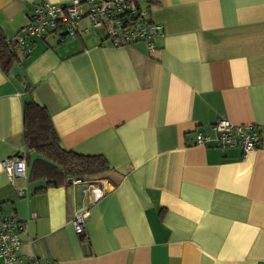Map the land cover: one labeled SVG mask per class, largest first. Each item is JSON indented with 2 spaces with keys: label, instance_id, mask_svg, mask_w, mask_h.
<instances>
[{
  "label": "crops",
  "instance_id": "obj_1",
  "mask_svg": "<svg viewBox=\"0 0 264 264\" xmlns=\"http://www.w3.org/2000/svg\"><path fill=\"white\" fill-rule=\"evenodd\" d=\"M71 1L0 0V29L15 41L35 5ZM139 2L163 27L153 52L114 47L86 20L75 37L16 49L9 73L0 65V212L22 225L23 264H264V142L250 153L196 144L221 119L264 133V0ZM31 101L65 149L106 156L118 186L99 182L97 203L85 182L45 188L24 136ZM23 152L27 176L11 183L3 162Z\"/></svg>",
  "mask_w": 264,
  "mask_h": 264
},
{
  "label": "built area",
  "instance_id": "obj_2",
  "mask_svg": "<svg viewBox=\"0 0 264 264\" xmlns=\"http://www.w3.org/2000/svg\"><path fill=\"white\" fill-rule=\"evenodd\" d=\"M135 0H72L66 5L42 3L34 6L29 22L15 41L18 52L29 53L35 39L46 38L52 34H65L75 37L79 34V25L88 20L90 27L86 33L104 32L106 39L114 47H125L137 42H145L151 52L156 50L155 40L164 35L163 27L151 19L149 6L135 3ZM215 137L199 134L197 145L213 144L217 148H239L250 153L261 148L264 142L263 129L257 126L236 125L227 119H221L213 125ZM3 168L11 183L15 178L27 176V153L3 162ZM79 182V181H78ZM86 196L97 203L102 197L99 183L88 182ZM20 196L25 191H19ZM90 217L87 209L74 214L72 224L78 236L86 233V224ZM22 225L14 214L0 212V261L4 264H23L21 252ZM35 259H29L32 263Z\"/></svg>",
  "mask_w": 264,
  "mask_h": 264
},
{
  "label": "trees",
  "instance_id": "obj_3",
  "mask_svg": "<svg viewBox=\"0 0 264 264\" xmlns=\"http://www.w3.org/2000/svg\"><path fill=\"white\" fill-rule=\"evenodd\" d=\"M135 1L140 4L139 0ZM147 6L151 11V6ZM57 35L62 38L67 37L65 34ZM20 61L16 54L15 44L7 41L0 29V65L2 70L9 73L12 67ZM24 136L27 149L40 157L35 161V175L36 177H48L45 188L67 184L70 180L85 183L109 181L112 185L118 186L124 178V175L115 170L107 157L102 154H80L65 149L52 122L51 115L46 108L34 101L28 102L24 106Z\"/></svg>",
  "mask_w": 264,
  "mask_h": 264
},
{
  "label": "water",
  "instance_id": "obj_4",
  "mask_svg": "<svg viewBox=\"0 0 264 264\" xmlns=\"http://www.w3.org/2000/svg\"><path fill=\"white\" fill-rule=\"evenodd\" d=\"M16 157H19V154H18ZM69 182L71 183V182H72V180H70Z\"/></svg>",
  "mask_w": 264,
  "mask_h": 264
},
{
  "label": "rangeland",
  "instance_id": "obj_5",
  "mask_svg": "<svg viewBox=\"0 0 264 264\" xmlns=\"http://www.w3.org/2000/svg\"><path fill=\"white\" fill-rule=\"evenodd\" d=\"M86 33V32H85ZM68 37H71V36H68Z\"/></svg>",
  "mask_w": 264,
  "mask_h": 264
}]
</instances>
